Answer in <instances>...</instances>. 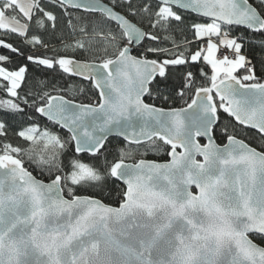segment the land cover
Wrapping results in <instances>:
<instances>
[{
    "label": "snow or ice",
    "instance_id": "1",
    "mask_svg": "<svg viewBox=\"0 0 264 264\" xmlns=\"http://www.w3.org/2000/svg\"><path fill=\"white\" fill-rule=\"evenodd\" d=\"M0 264H264V0H0Z\"/></svg>",
    "mask_w": 264,
    "mask_h": 264
}]
</instances>
